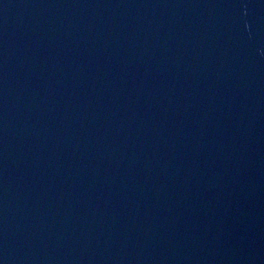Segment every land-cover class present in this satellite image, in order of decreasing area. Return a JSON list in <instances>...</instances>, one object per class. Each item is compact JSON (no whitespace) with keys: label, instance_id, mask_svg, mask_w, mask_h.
Wrapping results in <instances>:
<instances>
[{"label":"water","instance_id":"95a60500","mask_svg":"<svg viewBox=\"0 0 264 264\" xmlns=\"http://www.w3.org/2000/svg\"><path fill=\"white\" fill-rule=\"evenodd\" d=\"M0 264H264V0H0Z\"/></svg>","mask_w":264,"mask_h":264}]
</instances>
